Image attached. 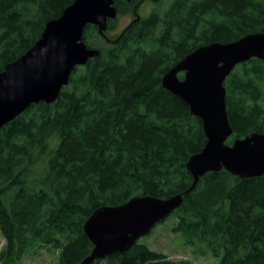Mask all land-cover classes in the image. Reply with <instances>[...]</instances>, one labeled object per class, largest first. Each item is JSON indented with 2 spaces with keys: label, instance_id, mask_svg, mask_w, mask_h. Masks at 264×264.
Listing matches in <instances>:
<instances>
[{
  "label": "trees",
  "instance_id": "trees-1",
  "mask_svg": "<svg viewBox=\"0 0 264 264\" xmlns=\"http://www.w3.org/2000/svg\"><path fill=\"white\" fill-rule=\"evenodd\" d=\"M74 0H0V71L40 37L47 21ZM141 0H115L118 14ZM115 36L87 24L83 39L99 50L76 66L55 102L30 104L0 127V264L28 249L57 251V264H79L93 244L83 225L102 206L134 196L183 194L172 231L217 264H264V174L225 169L192 176L188 158L206 142L201 119L161 84L186 54L264 28V0H153ZM182 72L178 77L182 78ZM232 133L226 144L264 133V60L238 63L225 78ZM161 220L160 222H162ZM159 223V222H158ZM89 264H193L134 243Z\"/></svg>",
  "mask_w": 264,
  "mask_h": 264
},
{
  "label": "water",
  "instance_id": "water-1",
  "mask_svg": "<svg viewBox=\"0 0 264 264\" xmlns=\"http://www.w3.org/2000/svg\"><path fill=\"white\" fill-rule=\"evenodd\" d=\"M142 1L132 9L135 20L140 18L137 9ZM114 2L74 0L59 17L45 23L40 37L25 53L5 65L0 71V127L30 104L55 102L73 69L99 54L83 39L87 24L96 26L107 42L118 41L126 28L114 40L105 35L108 19L117 15ZM252 57L264 60V28L231 42L200 45L161 78L162 86L181 98L190 112L201 119L206 137L203 148L186 162L192 176L186 192L192 191L199 177L209 171L223 168L240 178L264 174V133L252 132L232 144L225 143L232 127L223 82L235 65ZM180 72L182 78L178 77ZM182 200V193L164 198L140 195L116 206L95 209L83 225L93 248L79 264L127 251L139 237L178 208Z\"/></svg>",
  "mask_w": 264,
  "mask_h": 264
},
{
  "label": "rangeland",
  "instance_id": "rangeland-1",
  "mask_svg": "<svg viewBox=\"0 0 264 264\" xmlns=\"http://www.w3.org/2000/svg\"><path fill=\"white\" fill-rule=\"evenodd\" d=\"M155 6L153 0H143L138 8V15L145 17ZM133 18L131 11L118 14L114 28L109 30V36H115ZM175 216L169 214L162 222L157 223L150 232L139 237L136 243L146 245L149 249L163 253L173 260L187 259L193 264H217L219 258H215L209 253L198 254L193 248L184 243V238L180 232L172 231L175 224ZM4 243V238L0 233V249ZM57 251L48 247H34L28 249L23 257L16 264H57Z\"/></svg>",
  "mask_w": 264,
  "mask_h": 264
},
{
  "label": "flooded vegetation",
  "instance_id": "flooded-vegetation-1",
  "mask_svg": "<svg viewBox=\"0 0 264 264\" xmlns=\"http://www.w3.org/2000/svg\"><path fill=\"white\" fill-rule=\"evenodd\" d=\"M131 20H132V19H131ZM131 20H130V21H131ZM130 21H129V22H130ZM129 22H128L126 25H128V24H129ZM126 25H125L124 27H126Z\"/></svg>",
  "mask_w": 264,
  "mask_h": 264
}]
</instances>
